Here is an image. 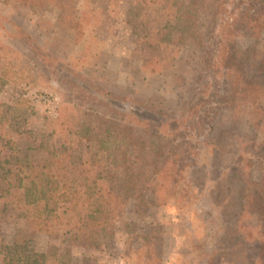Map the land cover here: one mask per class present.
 <instances>
[{
    "label": "trees",
    "instance_id": "trees-1",
    "mask_svg": "<svg viewBox=\"0 0 264 264\" xmlns=\"http://www.w3.org/2000/svg\"><path fill=\"white\" fill-rule=\"evenodd\" d=\"M24 1L38 13L48 0ZM52 1L57 8L68 9L63 22L68 28L84 32V25L92 22L87 13L78 17L75 8L78 0ZM189 3L200 21L199 28L186 17L177 0H133L125 19L135 36L131 58L149 63L153 73L174 69L180 52L191 47L190 58L196 60L198 69L197 82L207 81L202 96L207 95L208 99L200 97L195 104H185L179 121L174 115L169 117L164 113L162 102L155 106L149 101L133 99L131 104L145 111V116L137 112L120 113L109 100L115 97L107 96L106 100L96 85L89 90V99L105 109L86 108L88 99L81 94L77 82L80 79L76 78L81 76L69 69L66 70L75 76L65 78L71 92L63 94L53 120L55 128L49 133L29 127L30 114L21 104L11 106L0 101L1 264H62L67 255L51 250L40 253L34 248L37 236L80 240L83 229L104 231L109 222L125 214L129 200L145 204L148 193L160 206L173 191L180 206L185 200L182 182L186 169L177 156V150L186 143L182 140L178 143L179 137L184 136L179 130L181 125L195 128L197 118L206 122L201 115L206 113L210 100L220 99L237 114L241 108H251L253 114L262 110L264 54H259L258 47L264 42V0H190ZM2 20L0 25L4 27ZM17 29L18 39L25 41L30 52L41 58L53 74L64 70L61 60L51 52L42 51L29 34ZM240 37L252 40L243 52L244 66L224 73L227 50H234ZM11 52L0 43L1 58ZM26 65L23 60L19 76L24 77ZM226 77L227 98L219 95L220 78ZM8 81L9 78H0V92ZM223 89L226 90L225 86ZM149 114L161 118L155 120ZM248 126V131L254 132L244 137L240 153L246 175L244 188L239 189L243 193L241 216L251 215L255 219L257 241L262 243L258 264H264V174L259 178L253 176L255 159H264V143L262 147L256 144V131L264 130V126L258 120ZM61 213L70 216V224H63ZM91 215L97 219L91 220ZM4 226L13 227L11 244L2 241ZM250 238L247 234L246 239Z\"/></svg>",
    "mask_w": 264,
    "mask_h": 264
},
{
    "label": "rangeland",
    "instance_id": "rangeland-1",
    "mask_svg": "<svg viewBox=\"0 0 264 264\" xmlns=\"http://www.w3.org/2000/svg\"><path fill=\"white\" fill-rule=\"evenodd\" d=\"M132 1L78 0L75 4L78 17L87 13L92 22L84 25V32H77L63 24L68 9L57 8L52 0L38 13L24 0H0L4 26L0 25V43L12 51L0 57V78L10 79L0 92V101L11 106L21 104L30 114L29 127L49 133L55 128L53 120L63 94L71 92L65 78H74L69 71L73 70L81 76L76 78L80 79L77 82L81 94L88 99L86 108L105 109L89 99L88 92L96 85L106 100L107 96L115 97L108 99L120 113L137 112L145 116V111L131 104L133 99L149 101L155 106L162 102L164 113L169 117L174 115L179 121L184 105L195 104L203 97L207 81L203 80L202 88L197 82L198 69L196 60L190 58L191 47L180 52L174 69L161 74L153 73L144 60L131 58L135 36L125 19ZM189 1L177 0L178 6L199 28L200 21L196 20ZM17 28L29 34L42 51L51 52L61 60L64 70L53 74L41 58L30 52L27 43L18 39ZM251 43L252 40L240 37L234 50H227L224 73L243 68V52ZM258 52L264 54V42H260ZM23 60L27 68L21 77L19 66ZM228 89L227 77L220 78L219 95L227 98ZM203 98L207 100L208 96ZM217 100H210L206 113L201 115L206 122L197 118L195 128L182 124L179 129L184 136L179 137L178 143L186 142L177 150L179 162L186 166L182 182L185 200L180 206L173 191L160 206L148 193L145 204L129 200L125 214L109 222L104 231L83 229L80 240L39 235L33 242L34 248L40 253L51 250L67 255L62 264H258L262 246L257 241L258 226L251 215L241 216L243 193L239 189L244 188L246 175L240 153L243 140L254 132L248 131L249 123L258 120L264 126V98L262 110L254 114L251 108H241L237 114ZM206 115L209 117L204 118ZM148 117L161 118L157 114ZM256 132V144L262 147L264 130ZM253 171L254 178L264 174V159H255ZM60 216L63 224L71 223L68 214ZM90 219L96 220L97 216L91 215ZM12 229V226L3 227L4 244L13 242ZM247 234L252 238L246 239ZM2 257L0 254V264Z\"/></svg>",
    "mask_w": 264,
    "mask_h": 264
}]
</instances>
